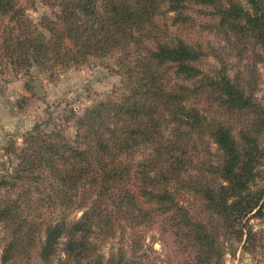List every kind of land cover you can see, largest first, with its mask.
I'll list each match as a JSON object with an SVG mask.
<instances>
[{
    "label": "trees",
    "instance_id": "16d2710c",
    "mask_svg": "<svg viewBox=\"0 0 264 264\" xmlns=\"http://www.w3.org/2000/svg\"><path fill=\"white\" fill-rule=\"evenodd\" d=\"M41 1L55 16L36 24L34 2L0 0L13 71L111 58L122 86L75 116L73 137L25 134L2 180L0 264H221L228 237L262 246L264 0ZM204 30L237 44L235 69L205 65ZM150 231L173 238L172 258Z\"/></svg>",
    "mask_w": 264,
    "mask_h": 264
},
{
    "label": "rangeland",
    "instance_id": "374dc122",
    "mask_svg": "<svg viewBox=\"0 0 264 264\" xmlns=\"http://www.w3.org/2000/svg\"><path fill=\"white\" fill-rule=\"evenodd\" d=\"M31 1L34 6L28 13L36 24L45 15L55 16L56 10L41 0ZM196 42L208 53L204 61L207 67H218V60L223 59L226 68L235 69L236 43L232 44L208 30L198 33ZM259 68L261 81H264V71L260 65ZM116 69L114 59L109 58L104 63L91 59L80 68L61 70L53 76L42 72L37 66H33L29 74L15 73L9 61L0 56V206L9 200L2 180L15 171L18 163L16 154L24 146L25 134L39 125L45 131L62 129L69 137H73L76 132L75 116L81 114L94 100L106 97L122 86V77ZM258 93L263 96V92ZM81 214L80 211L74 212L70 217L76 218ZM252 223L264 233V218L253 219ZM146 236L149 244L154 242V250L159 252L158 255L164 257L168 253L169 258L173 257V238H169L166 243L159 239L160 235L156 231L147 232ZM119 243L121 241L116 238L108 241L104 246L105 252ZM224 244L221 264H264V244L253 252L244 249V242L236 237L224 239ZM2 245L0 242V255Z\"/></svg>",
    "mask_w": 264,
    "mask_h": 264
},
{
    "label": "crops",
    "instance_id": "0c3cea01",
    "mask_svg": "<svg viewBox=\"0 0 264 264\" xmlns=\"http://www.w3.org/2000/svg\"><path fill=\"white\" fill-rule=\"evenodd\" d=\"M15 93H12V95H14ZM25 94V93H24Z\"/></svg>",
    "mask_w": 264,
    "mask_h": 264
}]
</instances>
